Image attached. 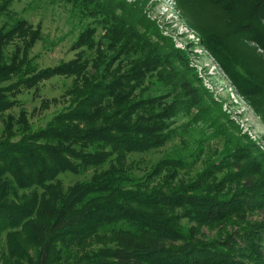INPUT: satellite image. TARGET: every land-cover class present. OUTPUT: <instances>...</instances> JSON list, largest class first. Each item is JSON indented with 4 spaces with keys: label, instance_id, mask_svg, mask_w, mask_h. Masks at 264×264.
<instances>
[{
    "label": "trees",
    "instance_id": "obj_1",
    "mask_svg": "<svg viewBox=\"0 0 264 264\" xmlns=\"http://www.w3.org/2000/svg\"><path fill=\"white\" fill-rule=\"evenodd\" d=\"M176 1L233 84L262 101L264 75L248 69L238 50L262 58L249 46L264 53V0ZM67 2L81 20L96 22L73 42L96 47L94 56L39 68L30 52L40 29L10 9L12 0H0L1 264H264V153L210 99L186 53L141 2ZM53 77L73 78L70 99L43 127L29 126L22 109L15 121L5 117L21 105V90ZM150 77L165 93L144 87ZM210 106L227 125L209 116ZM192 109L195 119L219 122L210 137L222 139L220 149L196 151L200 170L179 151L142 176L128 169V156L178 136L183 142L170 119ZM104 166L63 193L58 175Z\"/></svg>",
    "mask_w": 264,
    "mask_h": 264
},
{
    "label": "rangeland",
    "instance_id": "obj_2",
    "mask_svg": "<svg viewBox=\"0 0 264 264\" xmlns=\"http://www.w3.org/2000/svg\"><path fill=\"white\" fill-rule=\"evenodd\" d=\"M127 2H141L144 11L155 21L163 35L171 38L174 47L186 53L189 59V67L199 79L201 86L206 90L210 99L217 106H220L226 117L235 125L240 135L246 136L255 143L264 153V99L262 94L248 91L244 87L240 91L234 85L229 74L223 68L219 59L207 48L203 39L199 36L187 22L186 18L178 9L176 0H126ZM10 9L18 17L25 19L33 29L39 28L42 40L38 41L31 49L30 57H34L39 68L56 65L62 61L68 62L78 56H86L88 59L94 56L96 47L87 50L86 47L74 48L73 42L76 40L80 30L90 24L95 26L93 19L81 20L67 0H12ZM3 21L0 22V24ZM102 30L97 28L95 40L102 36ZM255 48L257 54L262 58L246 54L238 50V58L245 62L253 73L260 72L264 75V53L251 43L249 48ZM8 48V53L11 52ZM223 61V60H222ZM118 62L114 64L116 67ZM73 78L53 77L32 89H23L18 95L19 107H15L5 112V117L10 116L13 121L18 119L20 109L25 113L26 123L33 127H43L50 120L54 113L65 108L69 104V95L66 94L71 88ZM197 86V85H195ZM144 87L154 95L165 93L164 86L154 78H148L144 82ZM242 87V86H241ZM206 103V100H204ZM207 101L210 102L209 99ZM217 106H210L209 110L219 122L226 124V119L216 112ZM197 112L192 109L190 113L180 111L170 119V129H174L181 134L174 138L165 147L150 150L145 154L132 155L127 157L128 169L138 176H142L150 170L151 166L165 154L179 151L187 159V162L196 161V169L202 166L203 156L196 153L201 147L207 145L221 148L222 139L220 137H210L215 125L209 121L195 119ZM230 128V125L228 124ZM183 128L184 131L182 130ZM3 123L0 119V134L3 133ZM207 141V143H205ZM90 168L81 174L63 173L58 175L63 193L77 183L87 181L91 176L106 169ZM201 169V168H200ZM199 169V170H200ZM191 174L190 176H192ZM219 176V175H216ZM255 215L253 219H257ZM183 223H186L184 220ZM205 233L212 234L209 232ZM2 247L5 250V239L2 238ZM95 245L94 248H99ZM1 264V262H0Z\"/></svg>",
    "mask_w": 264,
    "mask_h": 264
}]
</instances>
